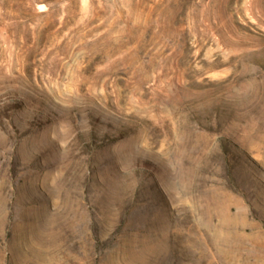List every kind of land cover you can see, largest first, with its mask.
<instances>
[{
    "label": "rangeland",
    "instance_id": "1",
    "mask_svg": "<svg viewBox=\"0 0 264 264\" xmlns=\"http://www.w3.org/2000/svg\"><path fill=\"white\" fill-rule=\"evenodd\" d=\"M0 264H264V0H0Z\"/></svg>",
    "mask_w": 264,
    "mask_h": 264
}]
</instances>
